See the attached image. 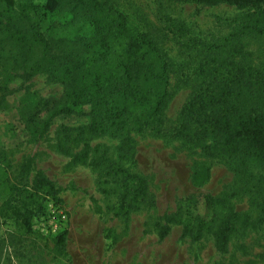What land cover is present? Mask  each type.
<instances>
[{"label":"rangeland","instance_id":"1","mask_svg":"<svg viewBox=\"0 0 264 264\" xmlns=\"http://www.w3.org/2000/svg\"><path fill=\"white\" fill-rule=\"evenodd\" d=\"M7 1L15 7L25 5L47 37H69L80 27L69 13L52 9L50 0ZM108 1L126 16L134 32L149 33L171 60L173 94L162 124L163 133L168 134L162 136L153 130L132 133L134 154L122 156L117 149L119 140L110 136L85 131L77 137L76 130L63 134V125L83 127L88 118L57 116L39 139L37 133H29L25 120L40 99L58 96L62 86L48 82L44 75L24 82L20 91L7 97L10 106L0 110V241L4 246L0 264H264V206L257 204L264 200V168L249 160L240 176L229 161L205 159L169 135L182 107L206 73H211L208 69L251 65L259 67L253 71L262 70L264 35L233 37L247 13L224 4ZM234 46L238 50L231 48ZM11 75V65L0 62V86L4 82L10 88L20 86L19 79ZM83 143L104 157L102 167L72 163L66 151L76 152ZM195 161L210 167V178L201 187L190 182ZM111 165L124 167L147 181L148 197L138 210L118 213L120 179L105 172ZM38 177L52 183L59 202L54 204L48 194L44 198V190L32 199L27 197ZM204 193L229 195L227 204L239 214L227 252H217L210 235L197 241L182 236L180 224L172 225L169 233L159 238L154 224L163 214L175 212L185 196H196L199 202L193 213L210 219L211 212L201 205ZM9 198L18 208L1 214ZM25 207L37 213L28 223L23 215ZM64 229V253L56 254L51 238Z\"/></svg>","mask_w":264,"mask_h":264},{"label":"trees","instance_id":"2","mask_svg":"<svg viewBox=\"0 0 264 264\" xmlns=\"http://www.w3.org/2000/svg\"><path fill=\"white\" fill-rule=\"evenodd\" d=\"M50 1L52 9L69 13L71 20L80 25L74 35L47 37L25 5L15 7L0 0V62L11 65L12 79H19L21 84L10 88L4 82L0 86V110L10 106L7 97L20 91L24 82L44 75L48 82L59 83L62 90L56 97L40 99L37 109L25 120L29 133H37L39 139L57 116L88 118L83 127L63 125V134L67 136L76 130L77 137L85 131L110 136L119 140L117 149L122 156L134 154L132 133L153 130L162 136L168 134L163 133L162 124L173 94L174 69L157 41L147 32H134L126 16L108 0ZM172 1L227 5L241 14L247 13L233 37L246 33L264 35V0ZM231 48L238 50L236 46ZM255 69L259 67L233 65L229 69H208L211 73H206L180 110L170 137L197 150L205 159L229 161L240 176L249 160L264 168V66L262 70ZM41 113L44 115L40 116ZM66 153L75 164L86 163L94 169L105 164L104 157L88 143H83L76 152ZM206 164L193 163L190 174L193 186L201 187L209 180L210 167ZM105 172L120 179L118 213L125 215L138 210L148 197L147 181L118 165H111ZM41 190L46 194L44 198L52 196L54 204L60 201L52 183L43 177L36 179L27 197L32 199ZM227 196L201 194L204 211L211 212L208 220L199 212L193 213L199 202L196 196L180 199L175 212L163 214L154 224L159 238H164L172 225L180 224L182 236L197 241L210 235L217 252H227L230 237L239 225V214L227 204ZM257 204L263 208L264 200ZM39 206L41 211L45 210L43 204ZM14 207L17 206L13 198L7 199L1 214H9ZM221 208L226 210L220 211ZM33 213L25 207L23 215L27 223L37 214ZM66 235L64 229L51 238L56 254L64 253ZM3 247L1 240L0 252Z\"/></svg>","mask_w":264,"mask_h":264}]
</instances>
